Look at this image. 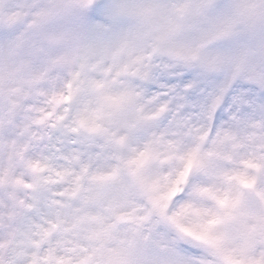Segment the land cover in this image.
Segmentation results:
<instances>
[{"label": "snow or ice", "instance_id": "obj_1", "mask_svg": "<svg viewBox=\"0 0 264 264\" xmlns=\"http://www.w3.org/2000/svg\"><path fill=\"white\" fill-rule=\"evenodd\" d=\"M0 264H264V0H0Z\"/></svg>", "mask_w": 264, "mask_h": 264}]
</instances>
